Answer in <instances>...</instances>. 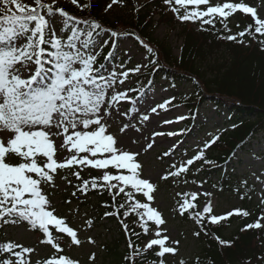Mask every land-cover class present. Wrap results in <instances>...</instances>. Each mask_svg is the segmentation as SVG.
I'll list each match as a JSON object with an SVG mask.
<instances>
[{"label": "snow or ice", "instance_id": "snow-or-ice-1", "mask_svg": "<svg viewBox=\"0 0 264 264\" xmlns=\"http://www.w3.org/2000/svg\"><path fill=\"white\" fill-rule=\"evenodd\" d=\"M59 2L0 0V227L26 222L29 230L42 233L40 243L51 246L56 254L63 252L60 240L64 237L69 238L72 245L79 246L82 241L78 238V230L71 227L65 217L55 214L56 209L46 191V188H57L56 177L65 172L62 177L64 180L70 174L79 181L73 185L76 189L72 192L74 197L78 193L86 196L89 190L108 192L113 210L104 215L116 217L125 233L129 234L130 252L124 257L128 264H136L138 256L154 247L158 248L155 251L157 257L175 254L178 249L168 244V236L162 235L161 226L166 221L162 213L152 206L157 186L150 179L142 177L143 166L137 160L140 153L124 150L119 145L117 135L109 131V118L113 117L114 111H119L121 103L131 102L128 92L135 91L118 90L117 85H123L130 75L140 73L142 66L137 64L127 70H110L105 74V64L98 62L104 45H97L103 26L97 21L71 15L57 6ZM70 2L81 11L90 6L80 4L79 0ZM163 2L182 23L199 21L201 25L216 29L219 18L223 30L229 33L228 17L237 11L253 19L254 23L245 30L218 35V39L243 44L246 35L252 39H256L257 34L264 37V18L258 16L257 8L246 5L242 0L239 3L215 5L211 0ZM117 4H123V0H111L105 11ZM111 35L116 37L118 33L112 31ZM140 43L147 54L154 57L150 63L155 65V50L143 41ZM259 43L264 45V40ZM112 55L109 52L105 59ZM173 99L152 107L151 112L156 113L158 109L167 111ZM142 119L148 121L150 117L145 114ZM183 119L185 117L180 116L177 121ZM163 123L170 124L173 121L165 120ZM126 128V125L121 127L120 132L124 133ZM179 134L174 131L153 133L145 151L153 148L156 136ZM218 139L219 136L213 137L196 155L181 161L179 166L173 163L160 179L180 177L199 160L206 164L213 163L205 158V151ZM62 153L67 154L62 156ZM84 169L97 170L100 174L84 179ZM68 183L71 184V181ZM177 195L183 200L178 206L179 214L183 216L187 212L202 231L206 216L209 223L217 224L234 214L249 215L247 211L239 209L224 216L212 215L210 202L202 211H193L197 208L195 201L201 194ZM138 196H142L143 201ZM133 214L145 235L150 230L149 222L155 226V238L150 239L143 250L135 246L131 239L133 235L139 237L140 233L125 222ZM261 220H264V216L242 230L264 227ZM85 223L90 228L93 220L88 219ZM53 230L62 235L54 234ZM194 235L198 237L200 232ZM88 242L94 243L91 238ZM172 243L178 245L179 241ZM34 251V248L13 241L0 242V264H31L29 256ZM89 259L94 261L95 253ZM36 264L78 262L64 255H53L43 262L37 260ZM158 264H165V261L160 259ZM180 264H185V261L181 260Z\"/></svg>", "mask_w": 264, "mask_h": 264}, {"label": "trees", "instance_id": "trees-1", "mask_svg": "<svg viewBox=\"0 0 264 264\" xmlns=\"http://www.w3.org/2000/svg\"><path fill=\"white\" fill-rule=\"evenodd\" d=\"M159 1L161 2V0H152L145 3L130 19L116 20L113 23L99 19L107 1L79 0L80 3L84 2L90 6L80 12L81 15L73 16L97 21L104 30L129 34L136 39L139 37V40L137 39L139 43L143 41L152 46L157 54L155 57L157 63L155 65L150 63L147 70L154 81H164L172 86L190 84L193 88V99L188 98L186 103V106L190 108L189 116L203 106L211 105L213 111L222 117L219 124L222 128H226V131L219 136L216 143L207 148L209 151L205 155V158L213 163L206 164L201 160L202 166L199 167L195 175L190 176V180L197 181L200 178V183L204 181L215 189H219L221 193L226 192L235 197L241 210L247 211L249 215L245 217L234 214L217 224L209 223L206 216L202 231L201 226L190 219L186 212L184 216L193 220L192 239L195 241L196 249L191 259L184 260L185 264H197V262L198 264H264V231L261 228L242 230L246 225L252 224L259 217L264 216V204L254 203V185L245 176L238 175V169L242 163L240 154L249 153L252 142L258 140V133L264 134V50H261L264 45L259 43L263 39L257 34L256 39L246 35L243 38L245 40L243 44L223 40V45L229 53L227 65L220 68L213 77L206 78L198 71L197 67L216 42L210 31L213 29L208 28L209 30L195 33L183 27L181 30L182 46L178 57L174 58L168 48L152 39L150 28L153 14L160 15V18L164 17ZM253 23L250 15L239 11L234 13L228 22L233 28L234 34L245 30L249 24ZM103 45L102 57L108 53V42ZM149 57L150 62L154 57L150 55ZM195 100L197 102H194ZM65 174V172H61L57 176L64 185L63 192L59 197V206L65 209L61 215H57L65 217L67 223L78 230V238L82 243L79 246L72 245L70 239L64 237L70 247L78 248L80 254L73 255L62 246V253L56 254L55 250L51 248L52 254L67 256L77 261L78 264H89L88 255L90 257L95 253L96 259L99 260L96 264H128L124 257L130 252L128 248L129 234L125 233L116 217H105L104 215L105 212L113 210L110 206L111 197L108 192L89 190L86 196L78 193L74 197L72 192L76 189L73 185L79 181L70 174H67L68 179L64 180L62 177ZM98 175L92 169H84L82 172L84 179ZM214 179L215 182L212 183ZM68 181H71V184ZM48 192L52 202L54 194L50 190ZM137 198L142 201L144 199L142 196ZM66 201H71V203H66ZM193 211H198V205ZM88 219L93 220V225L90 228L85 223ZM125 222L135 232L140 233L139 237L133 235L131 239L135 246L143 250V244L155 226L149 222L150 230L145 235L134 214L130 215ZM20 227L29 230L26 222L0 227V242L12 241L13 232ZM29 231L34 234H42L37 230ZM53 232L55 234L54 230ZM196 232H200L198 237L194 235ZM86 235H88L87 240L83 238ZM89 238L94 243H89ZM220 241L230 243L221 244ZM157 250L154 247V249L138 256L136 264H153V262L158 264L161 258L155 255Z\"/></svg>", "mask_w": 264, "mask_h": 264}, {"label": "rangeland", "instance_id": "rangeland-1", "mask_svg": "<svg viewBox=\"0 0 264 264\" xmlns=\"http://www.w3.org/2000/svg\"><path fill=\"white\" fill-rule=\"evenodd\" d=\"M105 1L107 2L99 19L114 23L116 20L130 19L145 3H149L152 0H123V4L114 5L108 11H105V9L111 0ZM25 2L32 3V0H25ZM224 2L239 3L241 0H211V3L214 5L217 3L223 4ZM242 2L248 6L257 8L258 16L264 18V0H242ZM80 4L85 3L82 2ZM159 5L164 17L160 18V15L153 14V22L150 28L152 39L168 48L174 58L178 57L182 46L181 30L183 27L195 33H199L204 28H211L209 25H201L199 21L195 23L190 21L182 23L176 19L175 14L163 0L159 1ZM57 6L64 8L75 16L81 15L80 12H82L70 0H60ZM203 7L205 6H201V8ZM231 18L232 16L228 17L227 22ZM217 23L216 29L210 30L216 42L209 50V54L197 67L198 71L206 78L213 77L220 68L226 67L229 58V53L225 49V45H223V39H218V35L234 34L233 28L229 24L230 33L223 30L219 23V18H217ZM216 31L217 34H215ZM111 32L107 29L103 30L97 38V45L99 46L108 42V53L112 52L113 55L105 59L106 55L102 57L100 54L101 57L99 56L98 62L105 64L108 67V72L110 70L120 72L133 68L137 64H140L142 67L140 73L130 75L129 80L123 85H117L118 90L135 89V91L128 92V95L132 98L131 102L121 103L118 106L119 111H114L113 117L109 118L108 122L111 125L109 131L117 135L119 145L124 150L140 153L137 160L143 166L142 177L150 179L157 186L156 191L153 193L154 201L152 202V206L162 213L166 221L161 226L162 235L168 236V244L178 249L175 254H166L161 259L165 261V264H180L181 260L184 261L192 258L195 254L196 244L192 239L193 220H189L188 216H181L179 214L178 206L183 200L177 195L178 193L201 194L196 201L198 211H202L204 206L210 202L212 207L211 214L216 216H224L234 209L241 210V207L235 197L226 192L221 193L219 189H215V187L204 181L200 183V178L197 181L190 180V176L195 175L199 167L202 166L201 160L196 161L190 166L189 171L180 177L169 178L168 180H162L160 177L170 170V166L173 163L179 166L181 161H186L196 155L206 142L212 140L215 136H220L226 131V128H222L221 124H219L222 117L213 111L211 105H205L198 109L196 113L189 116L190 108L186 106V103L188 102V98L193 99V88L191 85L180 84L172 86L164 81H154L147 71L150 65L149 54H147L137 39L129 34H120L121 32L118 33V36L113 37ZM262 39L264 40V37ZM143 65L147 66L144 67ZM172 97L175 99L168 105L167 111L158 109L156 113L151 112L152 107ZM194 102L197 101L195 100ZM145 114L150 117L148 121L142 119ZM180 116L185 117V119L177 121V118ZM165 120H171L173 123L164 124L163 121ZM125 125L127 128L124 133H121L120 128ZM169 131L180 134L171 137L167 135L156 136L153 148L145 151L146 145L151 142L153 133ZM133 141L136 142L134 143ZM57 143H59V140H57ZM250 148L249 153L240 154L242 163L239 166L238 175L241 177L245 176L254 185V203L264 204L262 203V199H264L263 133H258V140L253 141ZM208 151L209 149L205 151V155ZM166 152L171 154L164 155ZM66 154L62 153L61 155ZM95 171L100 174L99 171ZM214 182L215 179L212 180V183ZM56 184L58 185L57 188H46V191L50 190L53 192L52 206L56 209L55 214L61 215L65 209L59 206V197L63 192L64 185L58 177H56ZM202 193H210L211 195L204 196ZM261 223L264 224V220H261ZM165 229L166 231H163ZM261 229L264 231V227ZM55 234L57 235V233ZM11 237L13 242L35 249L29 256L31 264H36L37 260L43 262L53 255L51 246L40 243V240L43 238L42 234H34L28 229L20 227L13 232ZM83 238L87 240L88 235L83 236ZM152 238H155L154 228L148 235L143 247ZM173 241H179V244H173ZM60 244L67 252H71L73 255L80 254L78 248L70 247L68 241L64 238L60 240ZM87 261L89 264L99 262L96 257L94 261L90 259Z\"/></svg>", "mask_w": 264, "mask_h": 264}, {"label": "bare ground", "instance_id": "bare-ground-1", "mask_svg": "<svg viewBox=\"0 0 264 264\" xmlns=\"http://www.w3.org/2000/svg\"><path fill=\"white\" fill-rule=\"evenodd\" d=\"M103 71L105 72V74H107L108 73V67L105 66V69Z\"/></svg>", "mask_w": 264, "mask_h": 264}]
</instances>
